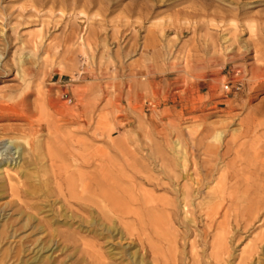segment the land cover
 I'll list each match as a JSON object with an SVG mask.
<instances>
[{"label":"rangeland","instance_id":"obj_1","mask_svg":"<svg viewBox=\"0 0 264 264\" xmlns=\"http://www.w3.org/2000/svg\"><path fill=\"white\" fill-rule=\"evenodd\" d=\"M0 108L43 145L0 176V264H264V0H0ZM79 172L169 204L144 216L164 242L107 209L91 225L61 191Z\"/></svg>","mask_w":264,"mask_h":264},{"label":"bare ground","instance_id":"obj_2","mask_svg":"<svg viewBox=\"0 0 264 264\" xmlns=\"http://www.w3.org/2000/svg\"><path fill=\"white\" fill-rule=\"evenodd\" d=\"M25 112V110L23 111ZM29 113V112H28ZM13 117H16L17 119H25L26 121H28V126H30L31 128H33V121H35L33 119L32 121V117L30 115H28L27 113H21L18 109H11V110H6L4 108H0V121L3 120H8V119H12ZM23 119V120H24ZM15 120V119H14ZM37 122V121H36ZM35 122V123H36ZM39 123V122H37ZM40 124V123H39ZM37 126V125H36ZM59 126V125H58ZM29 127V129H30ZM40 129L39 130H35V126L33 129H31V134L32 135H36L37 133H39L40 131H42V127L39 126ZM44 128V127H43ZM50 128V127H49ZM28 129V128H27ZM9 129H1L0 130V176L2 175V171H6L9 167H14L17 168V170L23 171V173L25 175H27V169H28V164L29 162L33 165H36V161L39 159V157L41 158L42 155H39V153L42 151L43 145L41 142L38 143H34L33 140L30 137V142L24 141L26 148H27V152H22V148L18 145V143L16 142L17 139H13V138H9L6 135V132L8 133ZM14 131V129H13ZM20 131V130H19ZM23 131V130H22ZM21 131V132H22ZM26 131V129H25ZM12 132V131H11ZM24 132V131H23ZM27 132V131H26ZM16 133V132H15ZM20 133V132H19ZM29 134V132H27ZM24 134V133H23ZM55 134V133H54ZM52 135V144H54V146H57L58 144L60 145V141H58V137H61V135L59 134H55ZM50 136V135H49ZM29 138V137H28ZM27 138V139H28ZM24 139V138H23ZM26 140V138H25ZM32 140V141H31ZM35 141V140H34ZM66 142V141H65ZM7 143L9 144H15V147L12 148L13 150H9L10 146L7 145ZM20 143V142H19ZM47 145V144H46ZM176 145V144H175ZM180 144H177L178 149H180ZM67 146V145H66ZM49 147V146H47ZM9 150V151H7ZM49 151V150H48ZM22 155L25 156V162L23 164H21L19 162L20 165L18 164V159H22ZM47 155V154H46ZM45 156V155H44ZM49 157L51 158V161H53V158L51 155H49ZM20 159V160H21ZM19 160V161H20ZM40 160V159H39ZM15 161V163H14ZM176 163H178L179 166H182V170L183 173L186 172V167L188 164V160L185 158V155L179 156L174 160ZM182 162V165L180 164ZM55 163V162H54ZM54 163H52V167H54ZM167 163H170V161H163L162 165H166ZM161 164V163H160ZM42 165V164H41ZM167 170V169H166ZM10 171V170H9ZM164 172V171H163ZM178 173V172H177ZM180 173V172H179ZM182 173V174H183ZM187 173V172H186ZM189 173V172H188ZM18 174V173H17ZM20 174V173H19ZM33 174V173H32ZM109 173L107 172V174L104 172V174L100 175L101 178H96V176H94L93 174H85L82 172H79L77 174L78 177L77 181L76 180H71L68 181L67 187L66 189H62L61 191L64 192L65 196L69 199H73V200H82L81 203L82 205H84L86 208L84 209H91L93 212V217L90 221L91 225H101V220L100 217L104 212V209H107L109 211V213L113 214L115 217L119 218V219H134V221L136 222V225L138 227V231H139V236L145 238L144 242L150 244V240L153 241V239L156 241V239L160 242L163 243V238L158 235L157 231H159L158 229H162L161 226L159 225L160 222H156L155 223L158 226V229L155 231L154 230V226L153 229H151L148 226V223L146 222L144 216L146 215V212L149 211H155L156 213H164L167 211H171L170 213L172 214L173 211L172 209L169 208V204L167 203H163L162 201L158 200V199H152V198H145L140 196V194L137 193V191L134 189V185H132V182H127L124 181V179L119 178L117 181L115 179H113L112 177H110L108 175ZM131 174V173H130ZM166 174V176L168 177L170 182H174L175 180H178V175L176 173L171 174L170 171H168V173H164ZM127 175V174H126ZM56 179L58 178L59 181L63 180V174H56ZM184 177L187 178L188 175H183ZM66 177V176H65ZM115 177V176H114ZM183 177V178H184ZM75 178V177H74ZM57 179V180H58ZM66 179V178H64ZM154 179V178H153ZM152 179V180H153ZM156 180V179H155ZM193 180V179H191ZM190 180V181H191ZM198 180V179H197ZM3 181V180H2ZM58 181V182H59ZM183 181V180H182ZM178 182V181H177ZM193 185H196V183L198 184V181L196 182L195 179L193 180ZM129 183V184H128ZM126 184V186H125ZM4 185V184H3ZM10 185V184H9ZM193 185L190 187H184L182 190V195L183 199L181 200V202L184 204V209H185V213H186V217H188V215L191 213V208H190V198L193 196ZM27 186V185H26ZM25 187V186H23ZM157 187V186H156ZM179 187V186H178ZM19 188V187H18ZM28 188V187H27ZM171 188V187H170ZM23 189V188H22ZM25 190V189H24ZM174 190V189H173ZM18 191V190H17ZM27 191V190H25ZM3 192V191H2ZM87 192V196H84V193ZM196 192V191H195ZM6 193V192H4ZM17 194V193H16ZM89 194V196H88ZM82 195V196H80ZM34 196V195H33ZM18 197V196H16ZM172 200V199H171ZM71 201V200H70ZM165 202V201H164ZM168 202V200H167ZM31 204V203H30ZM72 204V203H71ZM172 205V204H171ZM83 206V207H84ZM174 206V205H173ZM37 207V206H36ZM175 207V206H174ZM30 209V208H29ZM28 209V211H29ZM180 209V208H179ZM22 213V212H21ZM20 213V214H21ZM168 213V212H167ZM1 214V213H0ZM66 214V213H65ZM64 214V216H65ZM166 214V213H165ZM30 215V214H29ZM28 215V216H29ZM33 216V215H32ZM67 216V214H66ZM69 216V215H68ZM71 216V215H70ZM69 216V218H70ZM73 216V215H72ZM170 216V215H168ZM40 217V216H39ZM33 218V217H32ZM31 218V219H32ZM35 218V217H34ZM38 219V218H37ZM129 219V220H130ZM159 219V218H158ZM173 219V218H171ZM160 220V219H159ZM162 220V219H161ZM2 221V220H1ZM28 221V220H27ZM30 221V220H29ZM55 221V220H54ZM85 221V220H84ZM87 221V220H86ZM132 221V220H131ZM166 221V220H165ZM174 221V220H172ZM25 222V221H24ZM133 222V221H132ZM21 223V222H20ZM61 223V222H60ZM105 223V222H104ZM154 223V222H153ZM3 224V223H2ZM1 224V225H2ZM24 224V223H23ZM69 224V223H68ZM68 224H66L68 226ZM113 224V223H112ZM21 225V224H20ZM56 225V224H55ZM103 225V224H102ZM156 225V226H157ZM11 226V225H10ZM28 226V225H27ZM35 226V225H34ZM37 226V225H36ZM65 226V225H64ZM12 227V226H11ZM29 227V226H28ZM40 227V226H39ZM72 227V226H71ZM104 227H106L107 231L115 233H118V228L115 224L111 225V226H107L104 225ZM15 228V227H14ZM32 228V227H31ZM36 228V227H35ZM80 228V227H79ZM13 229V228H12ZM90 230V229H89ZM166 230V229H165ZM13 231V230H12ZM24 231V230H22ZM55 231V230H54ZM70 231V230H69ZM72 231V230H71ZM15 232V231H14ZM41 232V230H40ZM46 232V231H45ZM91 232V231H90ZM99 232V231H98ZM97 232V233H98ZM106 232V231H105ZM123 232V231H122ZM148 232V234H147ZM160 232V231H159ZM39 233V232H38ZM42 233V232H41ZM87 233V232H86ZM101 233V232H100ZM120 233V231H119ZM118 233V234H119ZM165 233V232H164ZM17 234V233H16ZM37 234V233H36ZM121 234V233H120ZM119 234V235H120ZM10 235V234H9ZM12 235V234H11ZM42 236V235H41ZM2 238V237H0ZM68 238V237H67ZM40 239V238H39ZM222 239V238H221ZM41 240V239H40ZM69 240V239H67ZM167 241V240H166ZM41 242V241H40ZM42 243V242H41ZM50 243V242H49ZM152 243V242H151ZM222 243V242H221ZM153 244V243H152ZM39 245V244H38ZM44 245V244H43ZM50 245V244H49ZM224 245V244H223ZM1 246V245H0ZM40 246V245H39ZM38 246V247H39ZM60 247V246H59ZM66 247V246H65ZM64 247V249H65ZM219 247V246H218ZM63 248V247H62ZM224 248V247H223ZM45 249L44 247L40 249V251L42 252ZM60 249V248H59ZM1 250V249H0ZM5 250V249H4ZM39 250V249H38ZM77 250V249H76ZM153 250V248H152ZM217 250H221V249H217ZM59 251V250H58ZM62 251V250H61ZM9 252V251H8ZM36 252V251H35ZM39 252V251H38ZM220 252V251H218ZM22 253V252H21ZM130 253V252H128ZM132 253V252H131ZM43 254V253H42ZM51 255V254H50ZM53 255V254H52ZM129 255V254H128ZM138 255V252H137ZM10 256V255H9ZM38 256V255H37ZM41 256V255H40ZM34 257V256H33ZM136 257V253H132L131 254V258H133V260ZM10 258V257H8ZM115 258V257H114ZM138 258V257H137ZM137 258L135 260H137ZM46 259V258H45ZM162 259V258H161ZM164 259V258H163ZM36 260V258H35ZM140 260V259H139ZM158 259H156L157 261ZM5 261V260H4ZM34 261V260H33ZM38 261V259H37ZM42 261V260H41ZM40 261V262H41ZM142 261V260H141ZM140 261L139 264H142V262ZM35 262V261H34ZM144 262V261H143ZM27 264L30 262H26ZM25 263V264H26ZM43 263V262H42ZM35 264V263H34Z\"/></svg>","mask_w":264,"mask_h":264},{"label":"built area","instance_id":"obj_3","mask_svg":"<svg viewBox=\"0 0 264 264\" xmlns=\"http://www.w3.org/2000/svg\"><path fill=\"white\" fill-rule=\"evenodd\" d=\"M227 89H229V87H227ZM237 89H239V88H237Z\"/></svg>","mask_w":264,"mask_h":264}]
</instances>
